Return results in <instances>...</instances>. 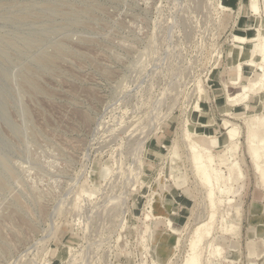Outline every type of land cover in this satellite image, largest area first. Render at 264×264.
<instances>
[{
    "label": "rangeland",
    "instance_id": "rangeland-1",
    "mask_svg": "<svg viewBox=\"0 0 264 264\" xmlns=\"http://www.w3.org/2000/svg\"><path fill=\"white\" fill-rule=\"evenodd\" d=\"M255 1L257 16L249 0H0V264H183L210 212L186 125L203 146L221 137L215 166L227 175L231 155L243 175L208 239L222 256L205 242L201 264H264L247 145L264 89L246 114L227 99L234 63L259 61L234 40L264 33Z\"/></svg>",
    "mask_w": 264,
    "mask_h": 264
},
{
    "label": "bare ground",
    "instance_id": "bare-ground-1",
    "mask_svg": "<svg viewBox=\"0 0 264 264\" xmlns=\"http://www.w3.org/2000/svg\"><path fill=\"white\" fill-rule=\"evenodd\" d=\"M248 7L250 10H252L254 15H259L260 10L255 0H249ZM244 26L250 27V24L245 21ZM262 30L264 31V28H262ZM234 40L239 43L254 42L255 44L253 45V47L249 51L247 49L246 50L251 53V55H256L259 58V61H255L253 59H239L234 63L231 71L234 74V77L231 80V84L237 86L239 88V91L234 95H227V99L231 104L238 105V107L242 110V114H246L249 108V96L251 94L257 95L261 93L262 89H264V33L259 34V31L257 29H254L251 36H234ZM246 50H244L243 53H247ZM219 102L220 101L218 100V103ZM195 108L197 112L200 110L198 104ZM223 112L227 114V112ZM260 128H262L263 130V135L259 138L257 136L256 129ZM222 129L226 131V141H233L237 136H239L237 128L233 127L232 124L226 119L222 120ZM200 133L201 132L199 128L189 130L186 125L183 131V137L185 138V140H187L188 147L191 152V161L195 170V174L206 188V197L210 205V212L208 218L192 230L191 237L189 236L190 245L188 254L183 264H201L202 245L206 243L208 246V255L204 258L206 259V261L209 260V257L213 258V256L217 255L220 258V256H222L223 249L219 245H214L208 239L211 238L212 235V230L216 219L215 215L217 213L218 207L225 202V199L222 198L225 196V194L230 193L231 185L234 182L239 181L243 176L237 161H233L230 154V156L228 157L229 164L228 166H226L228 174L225 175L223 171L217 169L214 162L215 156L212 155L211 151L215 150L221 144H223L221 137L213 136L210 129H207V131L205 132V138L207 139V141L209 139L210 142L207 143L206 146H203L200 144ZM247 145L249 148V155L255 166V169L262 174L260 183H262L263 186L264 171H262L261 169H263L262 166H264V115L255 118L250 123ZM232 147L228 148V152L232 151ZM235 147H237V145ZM149 216L150 215L148 214L145 215V220H148L150 218ZM233 229H235V225H231L229 227L221 226V231H223L224 233H228ZM176 242L178 243V239Z\"/></svg>",
    "mask_w": 264,
    "mask_h": 264
}]
</instances>
